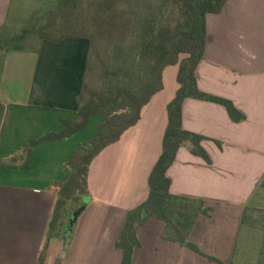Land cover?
Masks as SVG:
<instances>
[{
	"label": "crops",
	"instance_id": "crops-1",
	"mask_svg": "<svg viewBox=\"0 0 264 264\" xmlns=\"http://www.w3.org/2000/svg\"><path fill=\"white\" fill-rule=\"evenodd\" d=\"M13 2L0 0V28L9 25ZM90 53L91 42L82 37L44 40L27 51L0 49L2 118L13 107L75 118ZM178 73V64L164 68V87L144 106L138 123L93 159L88 175L92 198L73 228L64 264H121L122 251L115 244L127 212L149 196V176L163 150L168 104L180 86ZM197 79L202 91L232 100L246 118L237 122L222 104L187 98L184 128L207 137L202 146L212 162L184 145L167 174L173 194L212 205L210 215L196 221L190 240L229 264L244 213L264 210V0H226L219 13L207 16ZM26 154L14 148L0 153V165L14 166L0 172V264H39L58 199L56 183L67 177L61 170L66 162L35 174L18 171L22 162L14 158ZM164 228L156 217L137 227L141 246L132 264H220L166 240ZM62 239L50 240L49 248L55 241L65 248ZM45 264L59 263H49L46 255Z\"/></svg>",
	"mask_w": 264,
	"mask_h": 264
},
{
	"label": "trees",
	"instance_id": "trees-1",
	"mask_svg": "<svg viewBox=\"0 0 264 264\" xmlns=\"http://www.w3.org/2000/svg\"><path fill=\"white\" fill-rule=\"evenodd\" d=\"M81 1L58 0L55 9L50 11L52 18L47 27L63 28L65 25L73 30L64 31L68 33L58 37L42 36V42L61 41L65 37H82L91 42L84 86L75 113L77 121L67 120L69 128L54 138L62 139L86 128L94 117L99 118V124L90 144L92 148L86 147L84 154L76 156L70 162L66 179L56 183L58 199L39 264L45 263L50 240L61 235L67 244L70 243L73 231L69 229L71 215L84 206L83 212L92 198L88 175L93 159L138 123L144 106L164 87V68L176 64L179 65L180 86L175 98L168 104L163 150L149 176V196L127 212L122 233L115 245L122 251L121 264H132L134 251L141 246L137 227L156 217L165 223L163 237L166 240L179 242L210 260L225 264L217 257L204 253L190 240L198 218L210 215L212 208L202 199L173 194L167 171L184 145L193 154L212 162L202 146L207 137L184 128L183 105L187 98L222 104L237 122L246 118L232 100L206 93L198 85L197 68L204 58L207 16L219 13L226 0H88L83 7ZM6 27L0 28V31ZM31 31L25 27L12 36L0 32V49H35L22 45ZM101 49L105 51L106 61L102 59L103 53H99ZM93 52H96L95 62ZM97 62L102 67L104 83L101 88L94 89L90 87L89 76L98 67ZM52 137L48 135L43 140ZM43 140L31 145L40 144ZM216 142L222 146L220 141ZM13 167L1 164L0 172ZM248 210L244 213L242 224L248 218Z\"/></svg>",
	"mask_w": 264,
	"mask_h": 264
},
{
	"label": "rangeland",
	"instance_id": "rangeland-1",
	"mask_svg": "<svg viewBox=\"0 0 264 264\" xmlns=\"http://www.w3.org/2000/svg\"><path fill=\"white\" fill-rule=\"evenodd\" d=\"M87 1H81L82 7ZM57 2L58 0H14L9 26L0 32L12 36L22 32L25 27L31 29L32 31L27 35L22 45L35 49L39 47L42 42V36L45 34L58 37L68 33L64 31H70L74 28L65 25L63 28L47 27L52 18L50 11L55 9ZM99 53H103L102 59L106 61L104 49H101ZM95 54L96 52H93L92 55L94 62L96 60ZM97 65L98 67L89 76L90 87L94 89L101 88L104 83L100 62H97ZM20 91H25L23 82H21ZM67 120H72L73 123L77 121L73 117H65L62 114L42 112L39 115L22 108L13 107L11 111L4 114L3 118L0 116V153L3 154L12 148L16 152H21V150L26 152V156L20 158V155H18L14 158L15 163L22 162L18 171L34 172L35 174L39 171V168L41 171L45 167L53 168V165L57 163L59 165L62 162H66L61 170L64 173L68 172L70 162H73L76 156L84 154L86 147L92 148L89 141L94 138L99 118L94 117L86 128L78 130L65 138H54L69 128ZM48 135L53 136L52 139L43 140ZM39 140L43 141L35 146L31 145L32 142ZM30 155L32 157L28 161ZM61 241H64L65 248H63V242L60 243L59 241L52 242L51 248H49L50 245L48 246L49 250L47 249L46 255L49 258V263L64 264L66 262V257L63 254L67 251L66 245L68 246L69 244H67L66 239ZM229 264H264V210H248V218L241 226L238 243L232 261Z\"/></svg>",
	"mask_w": 264,
	"mask_h": 264
},
{
	"label": "water",
	"instance_id": "water-1",
	"mask_svg": "<svg viewBox=\"0 0 264 264\" xmlns=\"http://www.w3.org/2000/svg\"><path fill=\"white\" fill-rule=\"evenodd\" d=\"M84 209V206L83 207H80L79 209H77L72 215H71V218H70V221H69V229L72 230L78 220V217L80 216L82 210Z\"/></svg>",
	"mask_w": 264,
	"mask_h": 264
}]
</instances>
